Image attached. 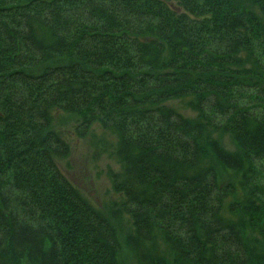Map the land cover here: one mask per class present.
I'll use <instances>...</instances> for the list:
<instances>
[{
	"label": "trees",
	"instance_id": "1",
	"mask_svg": "<svg viewBox=\"0 0 264 264\" xmlns=\"http://www.w3.org/2000/svg\"><path fill=\"white\" fill-rule=\"evenodd\" d=\"M0 264H264V0H0Z\"/></svg>",
	"mask_w": 264,
	"mask_h": 264
},
{
	"label": "rangeland",
	"instance_id": "2",
	"mask_svg": "<svg viewBox=\"0 0 264 264\" xmlns=\"http://www.w3.org/2000/svg\"><path fill=\"white\" fill-rule=\"evenodd\" d=\"M68 117L59 115L55 121L56 129L65 135L70 148V156L62 164L63 174L95 207L104 209L113 198L107 172L116 170L117 166L107 152H101V142L98 145L91 137L77 139L73 134V119ZM223 141L229 145L226 138Z\"/></svg>",
	"mask_w": 264,
	"mask_h": 264
}]
</instances>
